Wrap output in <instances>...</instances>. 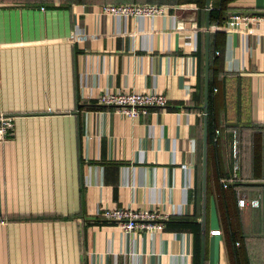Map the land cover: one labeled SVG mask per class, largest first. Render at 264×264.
<instances>
[{"label":"crops","instance_id":"obj_1","mask_svg":"<svg viewBox=\"0 0 264 264\" xmlns=\"http://www.w3.org/2000/svg\"><path fill=\"white\" fill-rule=\"evenodd\" d=\"M200 1L157 2L168 13L153 16L107 14L117 2L104 0L0 1V113L13 123L0 140V264H201ZM211 32L204 264H264V22ZM112 90L168 103L129 117L98 101ZM126 205L173 215L147 233L101 214Z\"/></svg>","mask_w":264,"mask_h":264},{"label":"built area","instance_id":"obj_2","mask_svg":"<svg viewBox=\"0 0 264 264\" xmlns=\"http://www.w3.org/2000/svg\"><path fill=\"white\" fill-rule=\"evenodd\" d=\"M169 5L157 2H125L106 3L102 12L115 15L153 16L166 15ZM264 22V11L235 10L228 13L225 24L229 27L250 26ZM98 101L104 105L114 106L116 111L129 117L146 115L152 106H165L168 98L159 90H112L98 94ZM12 116L0 113V140L11 135ZM246 200L239 199V205L244 206ZM102 216L110 222H117L118 226L126 231L141 229L147 233L162 231L165 222L173 215L162 208L155 210L134 209L131 205L124 207L105 208Z\"/></svg>","mask_w":264,"mask_h":264},{"label":"water","instance_id":"obj_3","mask_svg":"<svg viewBox=\"0 0 264 264\" xmlns=\"http://www.w3.org/2000/svg\"><path fill=\"white\" fill-rule=\"evenodd\" d=\"M211 0H205V82H204V128L202 155V217L201 223V264H204L206 236V196H207V151H208V107H209V72H210V10Z\"/></svg>","mask_w":264,"mask_h":264},{"label":"trees","instance_id":"obj_4","mask_svg":"<svg viewBox=\"0 0 264 264\" xmlns=\"http://www.w3.org/2000/svg\"><path fill=\"white\" fill-rule=\"evenodd\" d=\"M144 1H150V2H167V1H173V0H127L126 2H144ZM201 14H202V22H205V0H201ZM120 3V2H117ZM228 7L225 5L224 0H221L219 7H212L210 10V23H221L224 22L228 16ZM202 35L205 36V30H203ZM218 35V34H217ZM217 35L215 32L210 33V72H209V111H208V142L212 139L213 134V114L211 111L210 103L212 99V91L214 89V74L217 70L216 64H218L220 60V56L216 54V51L218 49V43H217ZM215 37V39H213ZM214 40V41H213ZM200 226V224H199ZM201 229V228H200ZM200 229L197 233V239L198 243L200 245Z\"/></svg>","mask_w":264,"mask_h":264},{"label":"rangeland","instance_id":"obj_5","mask_svg":"<svg viewBox=\"0 0 264 264\" xmlns=\"http://www.w3.org/2000/svg\"><path fill=\"white\" fill-rule=\"evenodd\" d=\"M1 1V0H0ZM105 2H126L127 0H104Z\"/></svg>","mask_w":264,"mask_h":264}]
</instances>
